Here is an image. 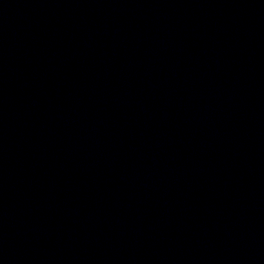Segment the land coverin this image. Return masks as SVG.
Here are the masks:
<instances>
[{"label":"water","instance_id":"water-1","mask_svg":"<svg viewBox=\"0 0 264 264\" xmlns=\"http://www.w3.org/2000/svg\"><path fill=\"white\" fill-rule=\"evenodd\" d=\"M0 264H264V0H0Z\"/></svg>","mask_w":264,"mask_h":264}]
</instances>
